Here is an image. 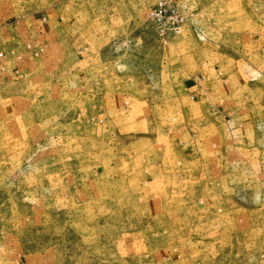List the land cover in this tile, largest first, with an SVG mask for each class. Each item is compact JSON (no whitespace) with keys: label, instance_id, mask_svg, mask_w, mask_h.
Masks as SVG:
<instances>
[{"label":"rangeland","instance_id":"rangeland-1","mask_svg":"<svg viewBox=\"0 0 264 264\" xmlns=\"http://www.w3.org/2000/svg\"><path fill=\"white\" fill-rule=\"evenodd\" d=\"M159 1L0 0V52L18 72L0 71V264H264V0H171L192 17L166 36ZM56 6L64 21L37 37ZM26 41L37 60L9 56ZM187 78L217 104L215 143L180 138ZM115 95L163 163V211L115 181L118 135L96 121Z\"/></svg>","mask_w":264,"mask_h":264},{"label":"crops","instance_id":"crops-1","mask_svg":"<svg viewBox=\"0 0 264 264\" xmlns=\"http://www.w3.org/2000/svg\"><path fill=\"white\" fill-rule=\"evenodd\" d=\"M63 15L64 14L59 11V7L56 6L54 9L46 11L38 17L35 22L37 37H46L51 31L52 27L50 25H52L53 21L58 23L60 20L61 23L64 21V18L62 17ZM65 18L68 20L70 18V14H66ZM74 21H76V19L72 18L71 22ZM17 32L15 33L16 35L14 39L16 41L17 39L18 41L27 40L26 38L30 37V34L27 32V28L23 27L20 29V32ZM255 40L256 39H253L252 41ZM262 42L263 40L259 39L257 44L258 46L255 45L256 42L252 43L249 49H247V53L250 54L253 52L254 54H258L259 48H256L255 46L260 47L259 45ZM25 43H27V41ZM26 68L28 70L29 66ZM235 70L239 80H243L245 82L248 81L244 80L245 77L254 73L251 72L248 65H243L242 68ZM29 71L30 69L28 72ZM13 72L15 73L12 68L7 73L8 75H12L14 74ZM19 79H23L21 81L25 83L27 82V84L30 82L23 76H20ZM187 79L183 82V84L189 91H192V93L190 92L188 95L192 102L186 105L182 104L179 108L180 119L182 120V124L185 129L181 132L180 138L183 135V137L186 138L184 142L189 139H191L192 142L193 138L199 135L197 137L201 138V140L203 139L201 142H206L207 144L215 143L217 134L216 128H214L212 124V119H216V116L213 114L217 110V104L213 103L211 97L202 95V91L204 94L205 92L195 79ZM253 79L255 78H252V80ZM194 89L195 91H193ZM124 105H126V103H123L120 97L115 95L110 99V103L106 106L105 110L100 112L98 118L96 119L98 123L101 122L103 124V122H108L113 129V133L118 135V151L114 154L113 159L115 160L111 163L112 166H110V168H112L116 173L117 178L115 181L124 183L126 191L129 192V196L134 198L135 202L141 203L142 206L148 210L162 209L163 211L168 202L167 197L164 196V194H160L162 178L159 177V174L164 170L163 163L156 160L155 157L152 158L148 154V146L145 141L147 139L142 135L139 136L142 132L141 129L144 127V124L135 118L136 114H134L131 105L128 106V108ZM133 107V109H136L137 105H133ZM197 122H199V126L196 127ZM237 131L239 130H235L233 133ZM249 133L250 130L247 131V134L246 132H241L240 134L244 136L247 141L249 139ZM195 147H197V145ZM183 148L185 149V145H183ZM251 151L252 150L245 149L243 151V153L245 152L243 155L249 157ZM192 152L195 153L193 150ZM192 152L188 151L187 155L191 156ZM242 243L244 244L245 242ZM185 260V253L181 252L180 254L173 256L172 264H183Z\"/></svg>","mask_w":264,"mask_h":264},{"label":"built area","instance_id":"built-area-1","mask_svg":"<svg viewBox=\"0 0 264 264\" xmlns=\"http://www.w3.org/2000/svg\"><path fill=\"white\" fill-rule=\"evenodd\" d=\"M167 14L168 17H167ZM192 17V14H185L184 16L179 15L177 8L173 6L171 0H160L150 12V18L157 24H170V27L160 28V36H166L167 34H178L181 25L187 22L188 19ZM44 52L42 46H34L31 43L23 44V48L19 54H15L10 51L9 56L17 61L26 60H37L40 55ZM7 54L0 52V60L4 59V62L0 65V71L6 73L9 71L8 65H5V57ZM16 67V66H14ZM18 72L15 71L14 74L17 75Z\"/></svg>","mask_w":264,"mask_h":264}]
</instances>
